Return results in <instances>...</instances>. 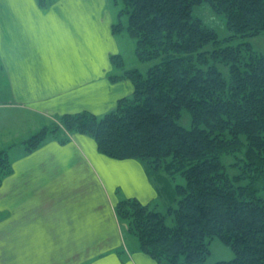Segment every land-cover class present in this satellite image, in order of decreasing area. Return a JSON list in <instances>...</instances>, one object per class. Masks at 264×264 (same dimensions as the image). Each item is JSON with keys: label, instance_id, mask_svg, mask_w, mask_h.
I'll use <instances>...</instances> for the list:
<instances>
[{"label": "trees", "instance_id": "obj_1", "mask_svg": "<svg viewBox=\"0 0 264 264\" xmlns=\"http://www.w3.org/2000/svg\"><path fill=\"white\" fill-rule=\"evenodd\" d=\"M121 2L112 32L125 27L137 58L154 63L143 74L125 69L123 57L112 54L121 73L109 78L129 79L131 95L103 114L64 113L23 146L31 151L49 135L65 142L67 134L79 133L111 158L137 159L166 172L175 181V205L166 212L132 197L116 203L128 236L158 264H204L214 236L234 252L214 264H264V55L249 41L224 44L264 32V0ZM203 3L224 15L227 38L219 39L193 14ZM218 64L227 65V75ZM183 110L190 113L189 127L179 123ZM222 154L235 157L230 166L237 172L227 171ZM11 169L7 149H1L0 178Z\"/></svg>", "mask_w": 264, "mask_h": 264}, {"label": "crops", "instance_id": "obj_2", "mask_svg": "<svg viewBox=\"0 0 264 264\" xmlns=\"http://www.w3.org/2000/svg\"><path fill=\"white\" fill-rule=\"evenodd\" d=\"M98 3L101 18L105 0H0V59L8 75L0 87V150L7 149L12 167L0 178V264L157 263L128 244L116 203L132 197L158 209L165 195L169 207L175 197L166 172L111 158L79 133L65 142L47 137L27 151V136L12 140L16 133L5 126L4 108L23 109L21 118L38 130L64 113L103 114L131 95L129 79L109 78L110 56L120 54L111 20L102 27L104 46L94 51Z\"/></svg>", "mask_w": 264, "mask_h": 264}, {"label": "rangeland", "instance_id": "obj_3", "mask_svg": "<svg viewBox=\"0 0 264 264\" xmlns=\"http://www.w3.org/2000/svg\"><path fill=\"white\" fill-rule=\"evenodd\" d=\"M122 6L121 0H105V6L102 11V15L100 18L101 14V7L100 3H98V10H97V27L96 30V35H94L93 39L96 38V42L94 43V51L97 49L100 51V49L104 46L103 44V31L102 27L105 25L106 20H111L112 24L118 22L119 16V10ZM193 14L195 16L200 17L205 24L208 26L214 28L219 36V39H225L227 38L231 32L227 28L225 24V17L221 13H216L213 10H211L209 4L203 3L198 6H196L193 10ZM83 15L85 16V13L83 12ZM122 23L125 26L127 22V16L123 15L121 17ZM94 26V23H89L88 25V30L93 31L92 27ZM115 33V32H114ZM98 37V38H97ZM114 39H115V45H116V51H118L124 60V68L125 69H133L136 68L138 69L141 73L145 74L148 68L154 63V61H140L136 54H135V41L134 39L128 34L126 28L124 27L122 31L117 32L114 34ZM239 41H249L255 50L261 52L264 55V32H261L257 35L251 36V37H244V38H237L233 40H227L226 43H233L235 44L236 42ZM92 43V42H91ZM95 55V53H94ZM97 58H95L96 63L100 64L101 63V58H99L98 55ZM219 69L223 72L224 75L228 74V67L227 65L224 64H218ZM108 70V69H107ZM106 69L104 72L107 71ZM120 70L114 67L111 70L110 74H117ZM110 72V71H109ZM6 69L3 67V63L0 59V87H7L6 84H8V77H7ZM9 113H6L5 111H8ZM17 112H13L11 109L4 108L3 113L5 119H8V121H5V126L11 127L14 132L16 133V136H14L12 140L15 139H23L28 138L31 133H35L37 131V127H33L32 124H29V120L26 118H21L22 115L21 113L24 114V110L21 108L16 109ZM56 119L51 120L50 123L47 125H51L53 122H56ZM179 123L184 126V127H189L191 123V117L190 113L186 110L182 111V116L179 119ZM39 126V125H38ZM36 130V131H35ZM39 130V129H38ZM32 133V134H33ZM28 134V135H27ZM30 134V135H29ZM67 136L70 138L72 134H67ZM48 137H54L53 135H49ZM25 138V139H26ZM23 141V140H22ZM221 160L222 162L227 166V171L230 174H233L238 171L236 166H230L236 159L234 156L227 155V154H222L221 155ZM237 169V170H236ZM164 172L163 170H161ZM161 173V172H159ZM177 181L176 182H184V179L180 176H177ZM175 181L171 180L170 185L174 187ZM168 188H166L167 190ZM264 197V195H263ZM158 199V209L166 212L167 207H164L165 201L167 200V197L165 195H160ZM170 204L175 205V200L172 201ZM172 216H168L166 219V222L170 225L173 224L172 222ZM126 223L121 222L122 228H123V233L126 234L127 236V242L130 245V242L132 241L134 244L136 243V239L134 237L128 236L126 229ZM209 249L210 252L208 256L206 257L204 264H214L217 261L221 260H231L234 256V252L231 249V247L227 244H225L218 236H214L209 243ZM158 264V263H156ZM162 264H167L166 262H163Z\"/></svg>", "mask_w": 264, "mask_h": 264}]
</instances>
